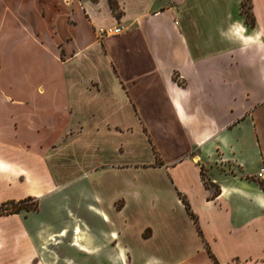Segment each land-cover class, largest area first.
I'll list each match as a JSON object with an SVG mask.
<instances>
[{"label": "crops", "instance_id": "1", "mask_svg": "<svg viewBox=\"0 0 264 264\" xmlns=\"http://www.w3.org/2000/svg\"><path fill=\"white\" fill-rule=\"evenodd\" d=\"M112 1L117 16L108 0H0V264H131L146 243L176 256L156 264H264V190L254 177L264 157V0H246L252 25L244 0ZM35 111L51 115L44 122ZM124 115L131 125L109 123ZM139 121L160 165L133 169L166 181L182 221L165 210L132 240L125 221L112 228L133 202L114 211L87 169L117 141L104 126ZM46 123L59 125L57 138L81 131L52 147L55 137L33 139ZM70 148L79 157L59 164L67 173L54 182L51 157ZM81 177L94 183L88 196L61 195ZM25 198L35 209L2 210ZM81 209L111 229H92Z\"/></svg>", "mask_w": 264, "mask_h": 264}, {"label": "rangeland", "instance_id": "2", "mask_svg": "<svg viewBox=\"0 0 264 264\" xmlns=\"http://www.w3.org/2000/svg\"><path fill=\"white\" fill-rule=\"evenodd\" d=\"M240 13L243 16V19L247 21L249 18V11L248 3L246 0H244L242 3ZM9 71V69L8 71H6L5 76ZM3 81L4 80H0V86L2 89H4L5 87ZM28 81L34 82V80ZM5 82H11L8 76L5 78ZM41 103L42 101L38 97L33 101V104ZM57 111L58 109L54 111L55 115L61 114V112ZM34 113H36L37 115L39 114L38 119H41L42 121H44L45 115H51V112L49 111H35ZM114 118L118 119L113 121ZM113 122H124L131 125L133 123V120H131L126 115L110 116L109 123ZM58 126L59 125H55L52 123L39 125V127H37L38 133L34 132V138L33 136L32 138L41 141L47 140L49 137L57 138V132L60 128ZM103 128L109 129L110 131L113 130L115 134H117V141L115 142L116 139L112 138L106 141L104 145L101 144L103 146V151L102 153H100V157H102L101 162L95 167L88 168L87 175H89L90 173V178H101V187H96L95 189L96 191H100L103 196L113 198V201H115L113 204L114 211L120 209V206L122 205L125 198L133 202L124 213L122 219L118 215V220L115 221L113 213H109L110 216L112 214L111 219L115 221V224H117L112 229L119 232L118 226L120 225V223L123 224V221H125L124 226L126 229V237L132 240L137 239L138 234H140L144 228H150V225L158 223L159 220L157 217L159 215H162L163 211L168 209L173 210L172 215L175 218V224H178L179 221L181 222L182 220L180 215L181 212L179 211L180 209L174 202L175 193H172V191L169 190L168 186L166 185V181L162 177L158 178L156 176H147L142 172H136L135 170L137 169H133L139 163L144 164V167L150 168L149 170H152L153 168H156L160 165V159L156 147L149 137L146 129L142 126L141 122L139 121L137 125L133 126H104ZM80 131L81 130L77 127L62 129L59 137L52 144V147L64 143L69 135H75ZM112 146L115 147V152H113ZM78 157L79 153H77L72 148H70L69 150L65 149L60 153H53L51 157V165L53 167L48 170H50V173L54 176V182L56 178L60 177V174L57 170H60L62 174L67 173V170H64V166L61 167L59 164L66 163L68 165V163L73 161L72 159H78ZM150 157L151 159L149 160ZM22 162L27 163V159L22 157ZM56 163L58 166H55ZM101 168L112 170H95ZM86 182L87 181L84 179V177H81L79 181H76L75 183L69 184L67 187H65L61 195H65V198L68 196V200L70 201V199L74 198V194H76L80 189V191H82L85 196H88L90 191L94 190V183H89V188V186L86 185ZM131 185H138L140 188L136 186L132 187ZM260 187L264 190L263 184H260ZM58 198L60 197L58 196ZM18 205L24 207L25 209L31 210V208L35 206V201L31 198H25ZM2 210H5V212L16 211L13 206H6ZM80 213L83 218L85 217L84 219H86L87 221L89 220V223L87 224L92 229H99L100 231L111 229L108 226L104 225V223L96 220L95 217H92L89 214L85 213L84 209H81ZM61 223V221H55L54 226L57 228L61 225ZM119 240H123V238L121 237ZM131 251H133L132 246ZM129 256L131 262L132 258L134 260L131 264H139L143 261L149 262L150 264H156L155 260L172 262L176 257L174 254L164 252L161 246H159L158 244L152 245V243H146L144 245L142 249V255L140 257L136 258L131 254Z\"/></svg>", "mask_w": 264, "mask_h": 264}, {"label": "trees", "instance_id": "3", "mask_svg": "<svg viewBox=\"0 0 264 264\" xmlns=\"http://www.w3.org/2000/svg\"><path fill=\"white\" fill-rule=\"evenodd\" d=\"M108 4H109V8L111 9V11L117 16L118 13H117L116 10H115L116 7H115L114 2H113L112 0H108ZM240 6H242V3H241ZM248 17H249V18H248L247 21L244 19V20H245V23H246L247 25H252V18H251V15L248 14ZM203 184H204L205 186L208 185V183H207L206 181H204V180H203ZM216 194H217V189L214 190V192H213V196H216ZM28 199H29V198H28ZM180 200H181V202H182V204H183V206H184V209H185L187 215L190 217V219L192 220L193 224L195 225V228H196V231H197L198 235H200V231H199L198 228L196 227V220H195L193 214L189 211L188 206H187V203L185 202V200H184L183 198H181ZM21 201H23V200H20V201L17 202V203H11V206H13V208L16 209V210L19 209V208H20V209H21V208H22V209H25L24 207L18 205ZM17 205H18V206H17ZM15 206H16V207H15ZM31 209H35V206H33ZM25 210H29V209H25Z\"/></svg>", "mask_w": 264, "mask_h": 264}, {"label": "built area", "instance_id": "4", "mask_svg": "<svg viewBox=\"0 0 264 264\" xmlns=\"http://www.w3.org/2000/svg\"><path fill=\"white\" fill-rule=\"evenodd\" d=\"M120 31V27L119 26H115L112 29H106V30H101L100 33L101 34H117ZM261 160H262V164L258 167V169L256 170L254 177L260 182V184L264 185V157L261 156Z\"/></svg>", "mask_w": 264, "mask_h": 264}, {"label": "bare ground", "instance_id": "5", "mask_svg": "<svg viewBox=\"0 0 264 264\" xmlns=\"http://www.w3.org/2000/svg\"><path fill=\"white\" fill-rule=\"evenodd\" d=\"M4 170V169H3ZM77 232V231H76Z\"/></svg>", "mask_w": 264, "mask_h": 264}]
</instances>
